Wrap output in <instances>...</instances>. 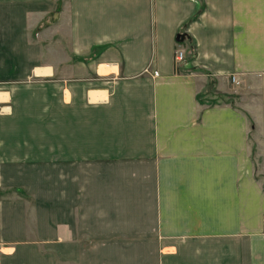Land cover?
<instances>
[{
  "label": "crops",
  "instance_id": "obj_1",
  "mask_svg": "<svg viewBox=\"0 0 264 264\" xmlns=\"http://www.w3.org/2000/svg\"><path fill=\"white\" fill-rule=\"evenodd\" d=\"M256 134L264 0H0V264H257Z\"/></svg>",
  "mask_w": 264,
  "mask_h": 264
},
{
  "label": "rangeland",
  "instance_id": "obj_2",
  "mask_svg": "<svg viewBox=\"0 0 264 264\" xmlns=\"http://www.w3.org/2000/svg\"><path fill=\"white\" fill-rule=\"evenodd\" d=\"M190 53H191V50H190ZM211 100H213V99H211ZM221 100H224V99H222V97H221ZM260 144H261V139L259 137V134L258 135L256 134L255 136H253V139H251V142H250V152H251L250 153V159H251L252 165L254 166L255 176H256L257 180L264 187V173H263V168H262V161H263L262 159L263 158L261 155ZM129 207H130L129 208L130 211L140 210V207H138L136 204H129ZM145 211L148 213L153 212V205L151 203L148 205H145ZM239 239L242 243H245V241H246L245 238H243V237H235L233 242L237 244ZM166 251L167 250H165L163 253H166ZM189 254H190V256L193 255L192 253H189ZM237 254L234 258H237ZM186 256L187 255L185 253L177 254V256L169 258V260L172 262L170 264H178V263H180L179 261L182 262L184 259L188 258ZM232 256H233L232 251H226V254H225L226 260H232ZM240 256L243 259V255H240ZM192 257L196 258V256H194V255ZM244 258H246V256ZM263 258H264V256L261 259L258 258V260H260V261H258L257 264H264Z\"/></svg>",
  "mask_w": 264,
  "mask_h": 264
},
{
  "label": "built area",
  "instance_id": "obj_3",
  "mask_svg": "<svg viewBox=\"0 0 264 264\" xmlns=\"http://www.w3.org/2000/svg\"><path fill=\"white\" fill-rule=\"evenodd\" d=\"M184 59V53L182 50H177L174 54V60L180 62ZM156 74V72L154 73Z\"/></svg>",
  "mask_w": 264,
  "mask_h": 264
},
{
  "label": "water",
  "instance_id": "obj_4",
  "mask_svg": "<svg viewBox=\"0 0 264 264\" xmlns=\"http://www.w3.org/2000/svg\"><path fill=\"white\" fill-rule=\"evenodd\" d=\"M184 38H185V35L177 34L175 39H176V41H182V40H184Z\"/></svg>",
  "mask_w": 264,
  "mask_h": 264
},
{
  "label": "trees",
  "instance_id": "obj_5",
  "mask_svg": "<svg viewBox=\"0 0 264 264\" xmlns=\"http://www.w3.org/2000/svg\"><path fill=\"white\" fill-rule=\"evenodd\" d=\"M190 50H191L190 56H193V54H194V50H193V48L190 49Z\"/></svg>",
  "mask_w": 264,
  "mask_h": 264
}]
</instances>
